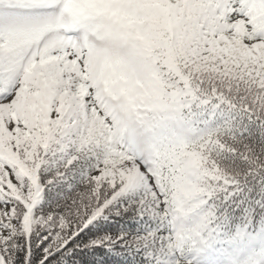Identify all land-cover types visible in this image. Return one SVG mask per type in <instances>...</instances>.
I'll use <instances>...</instances> for the list:
<instances>
[{
  "label": "snow or ice",
  "instance_id": "obj_1",
  "mask_svg": "<svg viewBox=\"0 0 264 264\" xmlns=\"http://www.w3.org/2000/svg\"><path fill=\"white\" fill-rule=\"evenodd\" d=\"M0 264H264V0H0Z\"/></svg>",
  "mask_w": 264,
  "mask_h": 264
},
{
  "label": "trees",
  "instance_id": "obj_2",
  "mask_svg": "<svg viewBox=\"0 0 264 264\" xmlns=\"http://www.w3.org/2000/svg\"><path fill=\"white\" fill-rule=\"evenodd\" d=\"M97 259H101V257H97Z\"/></svg>",
  "mask_w": 264,
  "mask_h": 264
}]
</instances>
